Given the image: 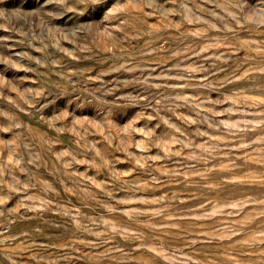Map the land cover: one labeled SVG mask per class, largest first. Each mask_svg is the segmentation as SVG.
Wrapping results in <instances>:
<instances>
[{
  "label": "rangeland",
  "instance_id": "374dc122",
  "mask_svg": "<svg viewBox=\"0 0 264 264\" xmlns=\"http://www.w3.org/2000/svg\"><path fill=\"white\" fill-rule=\"evenodd\" d=\"M0 264H264V0H0Z\"/></svg>",
  "mask_w": 264,
  "mask_h": 264
}]
</instances>
